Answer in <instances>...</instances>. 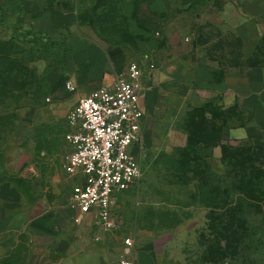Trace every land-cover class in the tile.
I'll list each match as a JSON object with an SVG mask.
<instances>
[{
    "label": "rangeland",
    "instance_id": "rangeland-1",
    "mask_svg": "<svg viewBox=\"0 0 264 264\" xmlns=\"http://www.w3.org/2000/svg\"><path fill=\"white\" fill-rule=\"evenodd\" d=\"M94 33L119 39L131 61L158 69L143 100L142 176L116 196L111 232L132 246L153 244L160 264H215L208 243L225 208L197 187L224 181L220 149L187 151L189 110L215 108L232 127L230 144L250 138L264 147V124L256 123L264 115V0H0V264L89 263L58 250L84 253L97 242L92 218L73 220L71 190L80 176L63 168L66 117L85 92L72 89L74 52L80 39L95 42ZM229 72L248 76L263 104L250 98L238 108V93L223 90ZM228 82L243 84L236 76ZM251 113L255 121L245 122ZM240 254L216 264H264V251Z\"/></svg>",
    "mask_w": 264,
    "mask_h": 264
},
{
    "label": "built area",
    "instance_id": "built-area-1",
    "mask_svg": "<svg viewBox=\"0 0 264 264\" xmlns=\"http://www.w3.org/2000/svg\"><path fill=\"white\" fill-rule=\"evenodd\" d=\"M154 69L150 61H131L123 75L81 95L69 110L65 135L69 151L63 168L80 176L71 190L75 223L90 217L101 231L117 227L116 196L142 176L137 154L144 119L140 101L152 88ZM124 243L131 247L133 242L128 237ZM119 264L131 262L122 259Z\"/></svg>",
    "mask_w": 264,
    "mask_h": 264
},
{
    "label": "trees",
    "instance_id": "trees-1",
    "mask_svg": "<svg viewBox=\"0 0 264 264\" xmlns=\"http://www.w3.org/2000/svg\"><path fill=\"white\" fill-rule=\"evenodd\" d=\"M99 36L104 37L102 34ZM246 106L241 102L238 108L243 110ZM218 107L225 109L221 104ZM190 111L193 121L187 128V151L197 153L219 148L223 167L221 176L224 181L221 184L215 186L213 182L203 180L204 188L197 187L199 191L205 189L209 198L220 204L219 208H225L221 230L214 231V226L211 228L218 237L208 243L210 262L216 264L223 258L238 260L242 256L240 251L244 249H252L254 254L261 255L264 251V147L252 144L250 138L241 139L236 145L230 144L232 127L228 125L227 116L215 114V108L206 109L199 105ZM216 119L221 121L220 124L216 123ZM238 120L239 127L248 128L242 121L243 117ZM247 120L255 121L254 113L246 117L245 122ZM256 123L262 125L263 119H257ZM221 187L224 193H221ZM219 194L226 196L229 201H218ZM237 254L240 256L236 257Z\"/></svg>",
    "mask_w": 264,
    "mask_h": 264
},
{
    "label": "crops",
    "instance_id": "crops-1",
    "mask_svg": "<svg viewBox=\"0 0 264 264\" xmlns=\"http://www.w3.org/2000/svg\"><path fill=\"white\" fill-rule=\"evenodd\" d=\"M95 42L87 41V39H80L79 48L74 52V66L76 74L73 77L72 89L79 88L81 91H85L83 94L90 92L106 83H112L120 75H123L126 71L128 63L131 61V55L129 50L124 45L118 43L116 38L112 41L106 42V38L93 34ZM155 69L153 71L152 85L154 84L158 69L154 64ZM225 76H236L243 82L242 86L230 85L228 78L225 80L223 90H232L231 92L238 93V97L242 98L241 102H246L252 99V104H263L260 100V90H253L254 85L248 76L241 73L229 72ZM240 87H245L241 89ZM261 90L264 89V85L261 86ZM150 91H147L148 93ZM144 95L141 98V107L145 111L144 107ZM234 94V93H233ZM263 107L262 105H260ZM264 108H262L263 110ZM257 119H263L264 115L257 116ZM260 125V126H262ZM259 126V125H258ZM259 126V127H260ZM245 129V128H244ZM34 226V225H33ZM25 228L35 235L44 236L43 231H39L36 227L26 225ZM94 242L95 246L89 250L82 252L81 249L73 247L72 254L70 255L69 248L61 246L58 250L59 257H83L89 261L88 264H119L122 259L130 260L131 264H160L157 252L154 250L153 244L135 245L128 247L125 245L123 239L119 240V235H115L113 232L101 231L95 226ZM76 231V230H75ZM46 233V232H45ZM48 237V236H47ZM53 237V236H52ZM53 241L42 242L45 248L52 244ZM43 250V249H42ZM113 250V251H112ZM86 264V263H85Z\"/></svg>",
    "mask_w": 264,
    "mask_h": 264
}]
</instances>
